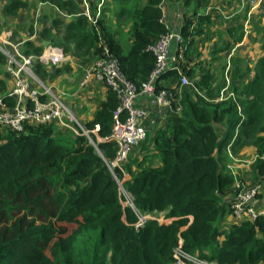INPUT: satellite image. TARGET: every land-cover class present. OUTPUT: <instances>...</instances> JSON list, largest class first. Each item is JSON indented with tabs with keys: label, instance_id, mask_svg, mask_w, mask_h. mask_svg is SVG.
I'll list each match as a JSON object with an SVG mask.
<instances>
[{
	"label": "trees",
	"instance_id": "obj_1",
	"mask_svg": "<svg viewBox=\"0 0 264 264\" xmlns=\"http://www.w3.org/2000/svg\"><path fill=\"white\" fill-rule=\"evenodd\" d=\"M42 1L64 15L53 22L66 26V55L72 52L79 61L93 65L106 47L118 58L126 78L140 90L144 87L155 66L148 47L167 31L161 21L163 0ZM33 3L36 0H6L3 11L11 19L21 20L24 14L29 18ZM111 5L121 7L116 13L117 30L109 25ZM211 24L208 14L186 19L180 30L186 63ZM242 39L243 34L235 43ZM25 45V55L42 54V47L36 48L30 41ZM175 46L180 59L178 44L173 45L172 53ZM230 48V44L225 47ZM6 62L0 52V76H10L1 71ZM258 65L264 67V59ZM180 66L182 73L177 70L179 66L170 67L161 80L174 85L167 88L181 112L170 118L167 130L157 132L153 154L125 164L130 180L123 184L138 214L172 220H151L136 228L139 215L123 204L120 191L124 173L120 169L112 171L107 165L116 157L115 144L100 143L98 151L87 137L63 132L56 124H26L22 133L2 128L0 216L2 211H22L28 206L40 210L45 199L53 210L46 215L48 222L29 220L25 214L12 225L10 236L7 231L0 234V264H173L175 249L180 245L219 264H264V216L255 220L235 218L232 205L236 184L242 180L232 174L224 157L228 146L237 152L247 144L253 145L257 150L255 169L264 179V72L240 93L236 90V97L216 101L213 74L201 72L195 84L182 86V75L190 79H197V75ZM43 68L36 59L35 73L47 77L48 71ZM57 73L59 70L52 75ZM12 87L0 78V96L10 105L13 101L8 93ZM118 106L116 93L109 90L86 127L93 130L99 126L98 136L107 137ZM222 124L228 127L223 136L219 128ZM144 148L139 151L143 153ZM39 193L43 194L41 198L37 197ZM229 216L236 221L222 230L220 224Z\"/></svg>",
	"mask_w": 264,
	"mask_h": 264
},
{
	"label": "crops",
	"instance_id": "obj_2",
	"mask_svg": "<svg viewBox=\"0 0 264 264\" xmlns=\"http://www.w3.org/2000/svg\"><path fill=\"white\" fill-rule=\"evenodd\" d=\"M44 5L48 8L44 13L45 17L48 15H50V17L54 16V20L59 16L64 17L63 13L54 6L50 5V9L49 5ZM32 7L33 10L29 18L35 17V6L32 5ZM111 7L112 12L109 14V25L117 30L116 13L121 10V7L118 5H111ZM161 8L163 15L167 18V25L174 32H180L186 19L194 17L196 14H208L212 16V24L207 27L206 33L198 39L196 53L191 56V60L186 63L184 54L182 58L175 60L174 58L177 57L175 55L177 47L175 46L170 66L173 68L179 66L180 73L183 72L180 64L191 71L194 70L195 75H197L196 80H199L198 76L201 72L209 71V73L213 74V89L216 92V101H223L230 97H236V90L240 91L246 84L256 78L257 74L264 72V67L258 65L259 62L264 59V3L253 11L252 25L251 29L248 31L249 33H245L244 24L252 7L244 0H163ZM86 9L88 8L85 7V10ZM69 21L70 19L67 20V22ZM7 22L11 23L12 27L15 28L19 27L18 25H24L18 18L6 19L2 17V23ZM61 25L62 24H59V26ZM241 26L243 30L239 29ZM30 27H32V32L29 30H27V32L33 36L23 37L25 35L23 34L21 41L17 42L13 40L14 45L23 43V45L20 46L22 52L28 49L25 45L28 41L33 43V46L36 48L42 47V53L50 47L64 51L65 25L62 26L63 30H58L55 27L50 28V25H48L47 28L42 27L39 31L33 24H31ZM45 30L48 31L46 32ZM44 31L46 32L45 35H43ZM51 33L53 37L49 36ZM241 34H243V39L240 43L236 44L235 40L241 36ZM46 36H48V38H46ZM126 38H128L127 35ZM227 44L231 45L230 49H225ZM233 54L241 66H234V68L228 66L226 59L230 58ZM66 56L67 60L65 62L54 67L57 68V70L62 69L61 74L63 75L66 72L68 73V76H61L64 80L62 87L54 85L60 82V80L56 79L61 74H59L56 79H52L53 85L48 86L52 87L55 91L63 90L68 92L69 96L66 98L67 104L72 110L75 109V115L87 124L94 120L95 113L100 104L106 101L109 89L103 83L97 82L93 77L89 79L90 82L88 86L82 87L81 83L88 76L92 64L79 61L72 52ZM223 58L225 63L220 61ZM184 63L185 65H183ZM67 68L69 69L67 70ZM46 69L48 75L55 76L52 75L54 71H51V68L46 67ZM1 71L6 72L8 75L6 65L4 68L1 67ZM0 78L7 81L9 86H12L9 75L7 77L2 74ZM218 79H220V82H218ZM160 86L165 88L169 86L174 87L173 84L166 79L160 81ZM11 104L13 105L14 101ZM137 104L147 109L150 114L149 118L145 121L147 138L138 147L131 150V157L128 158L127 165H129L132 160L135 161L137 158H142L145 154H153L155 150L154 140L157 136V132L167 130L170 118L178 114L174 109L158 107L154 97L148 95H141L138 98ZM219 128L222 136L228 131V127L225 124L220 125ZM142 146L146 147L144 148L146 151H143V153L139 151ZM236 150H239V148H236ZM256 151V148L250 144L245 145L237 152H234L230 146H228L224 151V157L226 158L230 171L237 179L242 180L245 184L261 185V191L254 205L258 211H264V179L258 176L255 169V160L257 158ZM132 166V169L135 170V165L133 164ZM124 178L126 181L130 180V176L126 173H124ZM171 220L172 219L169 221ZM234 221L236 220L229 216L220 224L221 229L228 230Z\"/></svg>",
	"mask_w": 264,
	"mask_h": 264
},
{
	"label": "built area",
	"instance_id": "obj_3",
	"mask_svg": "<svg viewBox=\"0 0 264 264\" xmlns=\"http://www.w3.org/2000/svg\"><path fill=\"white\" fill-rule=\"evenodd\" d=\"M252 9L248 13L244 24L245 33L252 22L253 11L264 3V0H244ZM101 7V5H100ZM89 15V11L87 10ZM100 15V10L97 16ZM162 23L167 27V31L160 38L148 47V51L155 57V66L151 72L148 82L140 90L136 83L127 79L122 72L118 58H116L106 47L102 57L97 59L91 66L88 76L82 81L81 86L89 85V79L93 77L97 82L103 83L109 90L116 93L119 106L113 116V126L110 135L101 138L98 136L100 127L90 130L86 125L79 122L74 111L69 107L66 98L68 92L55 91L46 85L35 73L36 59L42 64L56 66L67 60L63 50L50 47L39 57L25 55L20 50L23 43L14 45L13 31L4 30L0 32V51L7 57V70L11 76L13 87L8 93V98L14 101L10 105L0 96V127L7 128L17 133H22L26 124L49 125L56 124L63 132L71 131L77 135H83L99 151V144L110 142L116 145L117 154L114 160L107 162L108 167L114 171L120 169L125 173L124 166L127 163L132 149L138 147L146 138L147 132L145 121L149 118L147 109L138 106L137 101L141 95L154 97L157 106L160 108L173 109L174 100L170 90L158 86L163 75L170 69L172 59V47L174 44L180 46L179 58L186 51L184 38L180 32H174L167 25V18L163 15ZM2 41V42H1ZM183 44V45H182ZM178 59L177 57L174 58ZM175 68V67H174ZM177 68V67H176ZM177 70H179L177 68ZM180 71V70H179ZM182 86H192L186 75L181 76ZM181 106L175 111L181 112ZM95 138V140H94ZM124 181L120 182V191L123 204L135 210L133 198L124 187ZM236 198L232 205L235 218L240 221L245 218L255 220L264 216V211H258L254 202L261 191V185H249L242 182L236 184ZM136 214L138 211L135 210ZM139 215V222L136 228L143 226L146 222L157 220V216ZM162 223L169 219L161 218ZM161 223V222H160ZM175 261L173 264H219L202 258L198 253L192 254L185 251L180 245L175 249Z\"/></svg>",
	"mask_w": 264,
	"mask_h": 264
},
{
	"label": "rangeland",
	"instance_id": "obj_4",
	"mask_svg": "<svg viewBox=\"0 0 264 264\" xmlns=\"http://www.w3.org/2000/svg\"><path fill=\"white\" fill-rule=\"evenodd\" d=\"M31 2H33V1H35V0H30ZM6 2V0H0V32L1 31H4V29H11V30H13V32H14V36H13V40L14 41H21V39H22V35L23 34H25L23 37H27V36H29V37H31V36H33V35H30V34H28V32H27V30H29V27H30V25L31 24H33V25H35L36 26V28H37V30L39 31V29L41 30L42 29V27H44V28H47V26L48 25H50V28H53V27H55V28H57L58 30H63V25H61V26H59V25H56L54 22H52L54 19V16H51L50 17V15H48V16H44V13H45V11H47L48 10V8L44 5V4H46L47 6L49 5V3H46V2H44V1H42V0H36V4L35 3H33V5L35 6L34 7V9L36 10L35 11V17H33V18H27V14H24V18H22L21 20H20V22L22 23V24H24V25H21V26H19V27H17V28H15V27H12V24L11 23H2V17H4V18H6V19H11V17L9 16V15H7L6 13H4V11H3V5H4V3ZM49 8L51 9V7H50V5H49ZM59 14H60V12H59ZM54 23V24H53ZM251 25H252V22H251V24H250V28L248 29V30H250L251 29ZM22 26H23V28H22ZM7 27H10V28H7ZM46 32L48 31V30H45ZM52 35V33L49 35V36H51ZM51 37H53V36H51ZM51 37H49V38H51ZM57 37V36H56ZM46 38H48V36H46ZM36 40V39H35ZM2 42V41H1ZM33 50V49H32ZM6 57V56H5ZM6 59H7V57H6ZM222 63H225L224 61V58L223 59H221L220 60ZM237 59H235V55L233 54V55H231V57L230 58H227L226 59V63H228V66H230L231 68H234V66H236V67H239V66H241V64H239V61H238V63H237ZM7 62H8V59H7ZM7 62H6V64H7ZM242 62V61H241ZM252 63V62H251ZM237 64V65H236ZM45 67V69H46V67L47 68H51L50 70L51 71H55V70H57V68H54V67H57V66H59V65H56V66H51V65H46V64H43ZM53 67V68H52ZM43 68V69H44ZM47 70V69H46ZM68 70V69H67ZM62 73V69H60L59 70V73H57L55 76H51V75H48L47 77H42V73H38L39 75V77H40V79L46 84V85H53V81H52V79H56L57 78V76L59 75V74H61ZM61 76H63V77H65V76H68V73L66 72V73H64V75L63 74H61V75H59L58 76V78L56 79V80H60V82H57V83H55L54 85H56V86H61L62 87V83H63V79L61 78ZM66 79V78H65ZM188 79H189V81H190V83H192V85L193 84H195L196 82H197V80L196 79H190L189 77H188ZM9 80L11 81V85H13V82H12V79H11V77L9 76ZM218 82H220V79H218ZM168 84V83H167ZM174 86V85H173ZM60 87V88H61ZM169 87H172V86H169ZM168 89V88H167ZM169 90V89H168ZM239 92V91H238ZM240 93V92H239ZM173 95V94H172ZM173 97V100H174V103H175V96L173 95L172 96ZM173 109L175 110V105H174V107H173ZM74 112H75V109L73 110ZM75 114H76V112H75ZM78 118V117H77ZM78 120H79V122H81L83 125L85 124L80 118H78ZM0 130H2V128L0 127ZM94 140H95V138H94ZM130 154H131V152H130ZM129 154V155H130ZM129 158V157H128ZM128 161V160H127ZM124 180L126 181V179L124 178ZM122 195V194H121ZM43 196V194L42 193H39V194H37V197H39V198H41ZM43 203V208L42 209H40V210H37L36 209V207H30V206H28L27 208L25 207V209L24 210H22V211H18V210H14V211H9V210H5V211H2V215L0 216V234H2L3 232H5V231H7V234L10 236V234L12 233V230H11V228H12V225L17 221V220H19L20 218H22L23 216H25V214H27V216H28V218H29V220H32V219H36V220H38L39 222H48L49 221V219L47 218V216H49V215H51L52 214V207L51 206H49V203H48V199H45L44 200V202H42ZM21 205V204H20ZM21 206H18V207H16V208H20ZM20 210V209H19ZM47 215V216H46ZM162 217H158V219L160 220V222L162 223V219H161ZM92 237V236H91ZM95 237V235H93V237L92 238H94ZM83 240H86V239H83ZM89 242V244H91L92 243V240H89L88 241ZM81 247L85 250L87 247H85V246H82L81 245Z\"/></svg>",
	"mask_w": 264,
	"mask_h": 264
},
{
	"label": "clouds",
	"instance_id": "obj_5",
	"mask_svg": "<svg viewBox=\"0 0 264 264\" xmlns=\"http://www.w3.org/2000/svg\"><path fill=\"white\" fill-rule=\"evenodd\" d=\"M123 181H124V180H123ZM124 182H125V181H124ZM157 217H164V216H157ZM166 219H167V218H166ZM170 219H172V218H169V220H170ZM169 220H168V221H169ZM155 221H157V220H155ZM168 221H167V222H168ZM157 222H159V221H157ZM159 223H160V222H159ZM164 223H165V222H164ZM198 254H199V253H198Z\"/></svg>",
	"mask_w": 264,
	"mask_h": 264
},
{
	"label": "bare ground",
	"instance_id": "obj_6",
	"mask_svg": "<svg viewBox=\"0 0 264 264\" xmlns=\"http://www.w3.org/2000/svg\"><path fill=\"white\" fill-rule=\"evenodd\" d=\"M163 17V16H162Z\"/></svg>",
	"mask_w": 264,
	"mask_h": 264
}]
</instances>
